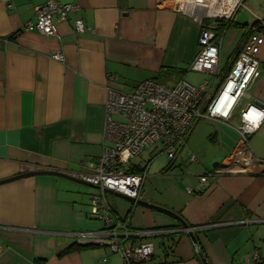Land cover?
<instances>
[{
	"label": "crops",
	"instance_id": "1",
	"mask_svg": "<svg viewBox=\"0 0 264 264\" xmlns=\"http://www.w3.org/2000/svg\"><path fill=\"white\" fill-rule=\"evenodd\" d=\"M43 1L0 0V180L40 170L69 175L96 163L109 87L130 91L151 78L164 85L183 79L200 85L206 79L189 81L197 72L190 66L199 53V22L160 7V0H63L78 8L67 18L56 16L59 40L26 28ZM244 7L235 19L248 29L237 25L224 32V72L254 22H264V0H246ZM79 18L89 31H76ZM56 50L65 61L52 57ZM259 57L250 98L230 118L198 121L172 162L159 151L167 164L156 165L159 154L143 151L131 164L140 171L149 163L141 199L179 214L194 229L198 245L173 215L108 193L115 211L131 213L134 230H158L128 241L154 245L151 259L137 264H206L203 256L208 264H262L252 256L255 251L264 256V165L218 172L209 186L200 181L218 169L215 162L229 163L240 145L241 108L252 102L264 108V45ZM248 142L250 151L264 158V120ZM192 154L196 161H190ZM79 180L38 173L0 184V264H123L122 255L109 247L78 243L75 232L102 228L90 204L96 188Z\"/></svg>",
	"mask_w": 264,
	"mask_h": 264
},
{
	"label": "built area",
	"instance_id": "2",
	"mask_svg": "<svg viewBox=\"0 0 264 264\" xmlns=\"http://www.w3.org/2000/svg\"><path fill=\"white\" fill-rule=\"evenodd\" d=\"M159 4L199 22V53L190 69L208 74L209 79L200 85L185 79L174 85H164L151 78L141 81L130 91L109 87L102 154L87 170L68 173L96 188L90 204L92 214L102 223L98 231L75 232L78 243L109 247L112 252L122 255L123 264L150 260L155 252L152 242L128 245V241L135 235L153 236L158 230H134L131 213L122 215L115 211L108 193L141 199L149 163L140 171H134L131 164L135 157L159 144L160 152L172 162L186 145L198 121L230 118L233 111L250 98V90L259 76V54L264 45L263 22L251 27L234 62L224 72L221 47L226 29H219L222 24H230L235 19L246 0H160ZM77 8L78 5L72 2L44 0L36 7V20L27 23L26 28H35L40 35L59 40L56 16L67 18ZM75 29L84 33L90 27L79 18L75 21ZM52 57L65 61L61 50H56ZM263 120L264 108L257 102L241 108L240 145L231 154L229 167L201 175L202 184L209 186L216 173L221 171H248L252 166L264 165V158L254 155L247 146L250 135ZM196 160L192 154L190 161ZM252 260L264 264V256L259 251L253 253Z\"/></svg>",
	"mask_w": 264,
	"mask_h": 264
},
{
	"label": "water",
	"instance_id": "3",
	"mask_svg": "<svg viewBox=\"0 0 264 264\" xmlns=\"http://www.w3.org/2000/svg\"><path fill=\"white\" fill-rule=\"evenodd\" d=\"M213 166L216 167V168H227V167H229V164L217 161V162H215L213 164ZM38 173H55V174H58V175L69 177L71 179H76V178H74L72 176H69V175H67L65 173H62V172H59V171L40 170V171H28V172H25V173L14 175V176L6 178V179H2V180H0V184L4 183V182H8L10 180H14V179H18V178H21V177H26V176H30V175H34V174H38ZM77 180H79V179H77ZM79 181H81V180H79ZM82 182H84V181H82ZM115 194L120 196V197L129 199L132 202H135L136 204H142V205H145V206H149V207H152V208H155V209H158V210H161V211H164L166 213H169V214L173 215L185 227V230L188 231V233H189L192 241L194 242V244L198 245V238H197V236L195 234L194 229L176 212L172 211L171 209H168L166 207L157 205L155 203H152V202H149V201H146V200L130 198V197L125 196V195L120 194V193H115ZM203 261L206 264H208V261H207L206 257H204V256H203Z\"/></svg>",
	"mask_w": 264,
	"mask_h": 264
},
{
	"label": "rangeland",
	"instance_id": "4",
	"mask_svg": "<svg viewBox=\"0 0 264 264\" xmlns=\"http://www.w3.org/2000/svg\"><path fill=\"white\" fill-rule=\"evenodd\" d=\"M245 7H243V10H244ZM247 12L244 13V17L245 16H248V13L246 14ZM234 32V29H230L227 34H226V37L225 39L227 40L228 37H230L231 33ZM225 40V42H226ZM207 76L205 77L204 75H202L201 73H198V72H191V74L189 75V81H192L193 83H199L203 78H207L209 75L206 74ZM148 151H153L155 156L157 154H159L160 152V145L157 144L153 147H150L148 149L145 150V152L143 153V155H147ZM142 157V154L138 157H135L134 160H140V158ZM169 161V160H168ZM155 162H156V165L157 164H160V163H164V164H167V157L163 154H159L156 156V159H155Z\"/></svg>",
	"mask_w": 264,
	"mask_h": 264
},
{
	"label": "trees",
	"instance_id": "5",
	"mask_svg": "<svg viewBox=\"0 0 264 264\" xmlns=\"http://www.w3.org/2000/svg\"><path fill=\"white\" fill-rule=\"evenodd\" d=\"M260 24L261 23H257V22H254V24L252 25V26H255V25H258V26H260ZM244 26V27H247V29H248V25H246V24H243V23H240V22H237L236 21V19H234L233 21H231V23L230 24H222L221 25V27H220V29H219V31H222V30H224V29H227V28H229V27H231V26ZM251 30V28L247 31V32H249ZM16 34H14V36H15ZM240 48V47H239ZM238 48V49H239ZM237 49V51H239ZM237 54V53H236ZM135 171V170H134ZM82 246V245H81ZM75 247V245H71L70 247H68L67 249H66V251H69V250H71L72 248H74ZM77 247H80V245H78Z\"/></svg>",
	"mask_w": 264,
	"mask_h": 264
}]
</instances>
